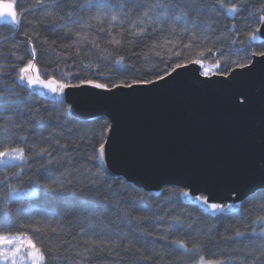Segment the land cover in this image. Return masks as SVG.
<instances>
[{
  "label": "snow or ice",
  "instance_id": "obj_1",
  "mask_svg": "<svg viewBox=\"0 0 264 264\" xmlns=\"http://www.w3.org/2000/svg\"><path fill=\"white\" fill-rule=\"evenodd\" d=\"M85 11L87 17L77 15ZM192 12L207 16L211 22L194 20L189 27L187 17ZM29 15L31 31H23V44H13L10 55L14 59L0 53V77L14 76L8 90L13 94L17 87H23L29 96L47 93L53 99L60 97L59 105L67 104L63 112L69 116L77 108L106 109L111 101L135 97L142 91H159L185 73L191 74L198 87L227 90L231 105L244 111L252 101L239 86L241 77L258 68L264 72V0L258 4L256 0H35L29 7L18 6L17 0H0V24L13 27L14 40ZM221 15L232 23L218 30L216 22ZM47 23L52 28L46 31L57 32L59 25L71 43L61 46L57 39L42 38L41 28ZM181 24L184 26L178 29ZM45 46L53 56L59 55L40 67L38 53L44 52ZM125 47L129 49L127 56L121 54ZM150 60L155 63L141 70L139 64ZM0 100L7 102L4 111L11 113L0 121V264H102L107 260L124 264L126 258L134 264H264V196L255 189L242 195L229 180L169 182H183V187L168 189V203H180L181 199L186 203L179 212L172 209L161 216L152 212L143 196L133 199L125 195L126 180H112L107 161L116 147V121L109 111L105 115L112 119L103 122L99 137L79 135L78 130L57 124L30 145L27 136L19 135L26 127L24 117H28L32 131L41 133L53 117L45 123L36 105L21 111L19 105L26 101L19 97L12 101L0 93ZM44 111L50 109L45 107ZM89 148L91 156L82 155ZM36 161L43 163L33 170ZM85 163L92 167H84ZM117 184L125 192L115 199L114 206L135 234L151 237L153 233L142 225L170 217L167 230L156 237L162 242V251L153 254L119 232L97 235L91 220L85 228L79 218L73 222L70 215L66 220L60 212L47 211L33 215L24 206L28 198L39 196L46 203L73 209L107 211L113 207L109 196L88 200L85 193L102 189L113 193ZM225 200L240 201L243 224L233 226L232 235L219 238L229 242V249H219L218 255L212 252L209 259L206 252L219 242L211 239L216 229H201L193 235L199 218L185 209L200 205L216 217L235 206L225 204ZM144 211L152 215H131ZM74 225H80L78 232H73ZM178 231L183 232V238H170ZM238 243L239 249L231 248Z\"/></svg>",
  "mask_w": 264,
  "mask_h": 264
},
{
  "label": "water",
  "instance_id": "obj_2",
  "mask_svg": "<svg viewBox=\"0 0 264 264\" xmlns=\"http://www.w3.org/2000/svg\"><path fill=\"white\" fill-rule=\"evenodd\" d=\"M239 86L252 101L244 111L231 105L227 90L198 87L185 73L159 91L111 101L106 109L77 108L72 115L116 121V147L107 161L112 177L156 196L166 185L183 187L169 182L185 180H229L244 195L264 189V72L241 77ZM223 202L235 205L226 213L239 209L238 200Z\"/></svg>",
  "mask_w": 264,
  "mask_h": 264
},
{
  "label": "trees",
  "instance_id": "obj_3",
  "mask_svg": "<svg viewBox=\"0 0 264 264\" xmlns=\"http://www.w3.org/2000/svg\"><path fill=\"white\" fill-rule=\"evenodd\" d=\"M81 3H87L88 0H80ZM95 3L101 2V0H93ZM206 3H212L214 0H205ZM227 3L228 0H225ZM258 4V0H256ZM35 3V0H17V4L23 5V7H29L30 5H33ZM94 11V10H93ZM77 15H83L84 17H87L88 12H82L78 13ZM32 17L31 15L25 17V23L22 24L20 29V34H17L15 37V40L13 39V27L11 25H5L0 24V53L3 54V56H7L9 60L14 59L11 57L10 53L13 51V44L16 42H19L21 44L24 43V37L22 35L23 31H31V24L27 23L28 21H31ZM199 21V22H211L209 21L207 16L204 15H197L195 12H192L188 17V25L189 27L192 26L193 21ZM232 23L231 20L225 19L222 15L219 16L217 22H216V28L220 30L223 25H230ZM184 25H178L177 28H182ZM58 27L57 32L53 31H46L45 29H51L52 25L51 23H47L44 25L43 28H41V37L47 36L49 41L52 39H57L58 43L61 46H67L69 43H71L70 40H67L63 36V29ZM73 27H75L73 25ZM94 34V33H93ZM103 46V45H102ZM142 47V46H141ZM23 52V48L20 50ZM74 49H68V52H72ZM123 55L127 56L129 54V49L125 47L122 51ZM57 54L56 56H53L50 51L47 49V46H45V51L42 53H38V66L42 67L44 64H46L51 59L58 58ZM27 58V57H26ZM94 58V57H93ZM155 63L154 60H150L148 64H139V67L141 70H146L151 65ZM102 70L103 65H102ZM14 80V76H4L0 77V93H3L6 96H9V98L12 101H16L17 97L23 99L26 101L25 104H20L19 108L21 111L27 109H31L33 105L39 106L41 110V116L44 118L45 123H48V117L52 116L53 119L51 123L48 125L46 129L43 130V133L41 132H35L32 131V125L27 124L28 117H24V121L26 124L25 130L21 131L19 135H24L28 137L29 144L31 145L33 139L39 140L41 134L44 136H47L49 132L53 131L57 124L64 125L66 128L71 127L74 130H78L79 135H95L99 137V135L102 132V125L107 118L105 116H100L94 120L90 121H81L76 119L73 115L69 116L68 114L63 112V108L67 106L65 105L61 107L59 105V101H51L48 99H45L43 97H40L38 95L29 96L28 90L24 89L23 87H17L15 89L14 94L10 91L12 87V83ZM8 107L7 102L0 100V121H2L4 118H6L8 115H10V112L4 111L5 108ZM47 107L50 109L49 112H45L44 108ZM69 121H74L73 123H69ZM3 132L2 129H0V137H2ZM91 149H87L86 153H82V155L91 156ZM43 163V161H36L33 163L32 168L35 170L37 166ZM79 167V165H78ZM84 167H92L90 163H85ZM10 174V173H9ZM79 179V177H77ZM112 180H124L121 177H112ZM112 182L111 180L109 181ZM127 184V191L125 193L126 196H131L133 199H135L138 196H143L145 200L148 202L149 207H151L152 212H158L159 215L164 216L166 212L175 209L177 212H179L182 208V205L186 203L181 199L180 203H174L170 204L168 203L169 196L171 193L168 191L171 187H176L177 190L181 189L178 186L174 185H166L162 188V191L159 195L151 194L150 192L144 191L141 188L136 187L132 183L126 182ZM24 187H27V185H22ZM6 191V190H5ZM121 192H125V189L120 187L118 184L114 186V192L110 193L107 191V189H102L99 192L93 193L89 195L88 193H85V197L88 200H102L104 196H109V198L113 201V207H111L109 210L105 211L101 208H88L87 211H84L82 209H73L70 206L67 205H61V204H51L46 203L41 197H32L28 198L25 201V207L27 209H30L33 215L36 214H42L44 211L47 212H60L65 216V219L67 220L69 215L72 218V221L75 222L77 218L80 219V221L84 222V227L87 228L88 224L87 221L91 220L92 228L95 229L97 235L107 232L109 234L119 232L121 235L127 237L132 243H134L137 246H144L147 247L149 250L155 254V252L162 251L161 249V243L157 241L156 237L157 235H163L165 230H167L168 225L171 223L170 217H166L163 221H153L152 224H144L142 227H145L148 229V231L152 232L153 235L151 237L149 236H141L138 234H135V229L133 226L128 225L126 220H122L120 216V211L114 206L115 199L119 196ZM258 195L264 196V189H259L256 191ZM187 212L191 214L193 217H197L198 223L195 225V231L193 232V235H195L197 232H199L201 229H207L209 227H214L216 229V232L213 234L211 239L213 241H219L220 237H227L232 235V228L233 226L240 227L243 224V221L241 220V212L240 207L238 210H235L234 212L230 213H218L216 217H213L210 212H207L205 209H203L200 205L191 206L189 205L187 209H185ZM152 212H132V216L136 215H147L151 216ZM175 214V213H173ZM191 221H186V223H189ZM258 228L259 226L256 225ZM80 228V225H74L73 232H78ZM243 230V229H242ZM91 234V233H90ZM112 238H115L112 236ZM170 238H183V232L178 231L171 234ZM231 248L239 249L240 244L231 245ZM229 249V242L227 241H219L218 246H213L211 252H206V258H213L212 252H216L218 255V250ZM177 258L176 254H173V260ZM102 264H112L110 260L102 262ZM124 264H134V262L130 259H125ZM149 264H152L150 261ZM237 264H240L238 261Z\"/></svg>",
  "mask_w": 264,
  "mask_h": 264
}]
</instances>
